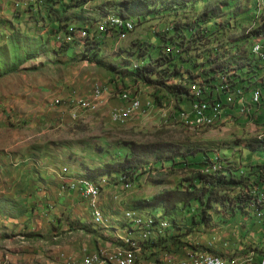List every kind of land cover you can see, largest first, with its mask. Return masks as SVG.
<instances>
[{
    "label": "rangeland",
    "instance_id": "obj_1",
    "mask_svg": "<svg viewBox=\"0 0 264 264\" xmlns=\"http://www.w3.org/2000/svg\"><path fill=\"white\" fill-rule=\"evenodd\" d=\"M171 1L53 0L48 3L47 0H44L45 6H42L41 12L45 14L48 10L46 6L51 5V8L55 10L63 4L68 5L66 12L62 13L65 20H63L64 17L61 20L62 29L59 31H62L58 33V36L65 40L71 38L68 44L72 47L67 53L58 50L56 56L49 47L42 49L39 56L41 57L40 63L35 61L34 64L30 62L25 64L24 58H29L33 53L26 54L29 51L37 50L41 43L39 38L41 29L38 26L41 24L39 19L41 13L37 12L38 0H0V13L3 11L4 14H8L0 18V29H5L7 37H10L12 32L17 37V41H20V35L16 30L19 26L13 27L11 23H18L15 21H19V13L26 11L31 13L20 18L21 21H19L22 22L19 30L29 31L24 35V39L19 44H6V51L4 47L0 48V156L1 154L2 157L8 155L7 168L10 174H13L14 169L26 167L24 161L26 163L34 161L36 154L46 157L43 160L45 169L60 168L61 170L65 168V173L70 171L69 176L81 178L92 175L107 163L123 160L130 146L136 147V151L139 153L135 163L144 167L145 172L137 177L129 190L124 189L120 179L119 181L117 179L110 180L109 186L106 184V179L102 181L103 184L100 183L101 190L106 187L105 193L102 192V194L106 197L107 205L104 207V211H101L98 206L96 208L101 211L104 220L110 217L115 223L105 220L102 225H93L94 230L90 224L88 225L87 233L92 234L94 239L87 247L94 248L103 243L106 244L98 247L96 253L98 251L111 253L115 249L116 246L112 245L113 240H110L103 232L115 235L113 239L118 243L116 237L118 231L122 232L123 225L127 226L130 222L129 217L137 214L130 209L136 203L150 201L157 194L178 191L184 185L191 184L199 173L192 169L195 157L201 156L197 152L222 147L230 151L226 156L240 165L242 162L246 164L248 159L254 160L258 164L264 160V153L248 155L245 151L241 152L238 145L244 146L254 139H264V120L259 118L256 121H251L250 118L242 123L239 120L240 117L229 119L221 114L211 125L207 122L206 124L197 123L198 125L194 126L189 121H181L177 117L180 112H177L178 110L188 112L190 109H188L187 101L176 102L169 95H156L152 88L140 84L132 85L130 81H125V86H127V90H125L122 81H118V78L122 77L118 69L109 71L106 67L111 64L116 67V64H120V57H124L122 52L131 49V45H134L135 42L150 41L154 33L166 32L174 21L179 23L190 21L205 11V8L207 11L215 10L217 14L221 12V21L228 19L230 15L237 20L235 24L240 26L233 27L232 25L233 30L226 32L225 39L228 36L229 38H239L243 34H249L254 28L253 20H244L248 17L244 13L250 5L251 8L253 7V4L250 3L252 0H188V3L182 7L176 6ZM125 2L134 4L132 5V15L148 16L155 12L159 15L148 19L145 23L142 22L131 34L118 37L119 41L117 40L116 44L115 41L111 44L110 38H107L105 45L101 48L104 67L81 61L79 53L84 45L81 48L77 47L78 40L83 42L79 35L81 33H85L86 36L87 34L92 35L105 18H118L117 14ZM175 8L182 9L175 14L171 11ZM257 8L256 6L257 12L255 13L259 14L262 10L261 8L257 10ZM248 13L251 11L248 10ZM258 16L257 22L260 21V18L264 20V12ZM14 19L16 20L14 21ZM231 23L233 24V20ZM42 38L45 40V37ZM0 42L3 45L1 36ZM152 43L155 44V40ZM248 49H250V44H248ZM22 55L26 56L22 58ZM112 80H116V84L112 83ZM95 86L101 90L96 93L94 90L90 99L70 100L85 96ZM119 95L120 97L121 95L125 96V99L129 100L139 99L148 106H142V113L129 115L128 122L118 123V120L113 119L118 116L116 108ZM155 96L159 98L160 103L156 102ZM54 101H58V104ZM54 107L56 109H53ZM23 108L35 113H23ZM193 111L194 109L191 107V113ZM261 116H264V112ZM5 124L12 127L9 128ZM21 137L25 138V144H13L16 140L21 141ZM27 139H31V141H27ZM38 141L40 144H37ZM61 147L66 148V153L59 155L57 151ZM44 149L50 151L49 160L47 159L48 153L39 152ZM165 158L172 159L175 162L174 165L161 164L160 162L166 160ZM204 172L207 173V171ZM11 175L8 178L0 176V198H2L0 199V264H64L62 262L69 260L70 256L66 255L67 257H65L63 253H58V250H61L60 248H63L65 243H68L67 241L58 238L57 240L43 241H40L39 238H26L19 230L18 220L22 217L24 210L23 203L27 187L11 183L12 181L9 180ZM237 193L239 190L227 194L219 193V195L228 197L235 196ZM210 211L212 212V209ZM144 213L146 212H143L142 215ZM154 213L157 216L160 215L159 211ZM195 213V211L182 210L175 215V218L185 227L188 226L192 216L195 215L197 220L196 214L198 213ZM211 216L212 221L218 225L214 226L215 229L226 228L229 221L220 224L216 214ZM253 219L255 222L263 221L261 217ZM93 220L95 219L93 218ZM250 227L248 225V237L251 234ZM76 231L75 228L69 244L75 250L73 252L75 255L83 247L80 246L82 243L80 238H77ZM204 231L206 230L203 229L200 233H204ZM183 234L186 237L179 239V244L169 247L168 251L191 252L189 246L197 247V244L200 246L204 243L201 235L202 240L197 236L194 241L191 238L194 232L191 235H187V232H182ZM119 236L122 235L119 234ZM235 237L238 238L237 233H235ZM223 240L218 237L219 243L222 244ZM234 240L233 237L229 241L230 244H223H226L230 253L238 252L232 249L238 244ZM54 251L59 254L57 257L52 256ZM198 252H200L198 255L206 254ZM194 255L197 254L190 256ZM227 260L238 261L237 259Z\"/></svg>",
    "mask_w": 264,
    "mask_h": 264
},
{
    "label": "trees",
    "instance_id": "obj_2",
    "mask_svg": "<svg viewBox=\"0 0 264 264\" xmlns=\"http://www.w3.org/2000/svg\"><path fill=\"white\" fill-rule=\"evenodd\" d=\"M52 1L47 0L48 3ZM187 1L172 0L171 2L182 7V5L188 3ZM43 3L38 8L45 6V2ZM132 5L134 4L125 2L123 8L117 14L118 18H105L97 28V36V31L92 35L87 34L86 36L85 33L79 35L80 40L83 39L84 43V47L79 53L81 61L104 67L105 64L101 59V48L105 45L107 38H115L119 41L118 37L131 34L142 22L145 23L148 19L159 15L156 12L148 16L132 15ZM67 6L63 4L58 9L56 8L57 10L52 9L51 5L46 6L48 8L47 17L56 27L55 30L51 29L54 42L57 50L62 53L69 52L72 47L68 44V40L58 36V33L62 31H59V29H62L61 20L63 17V20H65L62 13L66 12ZM60 9L61 11H59ZM181 9L175 8L171 11L176 14ZM244 14L248 16L244 20L250 21L252 17L250 18L248 10ZM228 17V19L221 21V12L217 14L215 10L207 11L205 8V11L193 17L190 21L183 23L174 21L166 32L154 33L150 41L135 42L134 45H131V49L122 52L124 57H120V64H116V67L111 66L112 64L106 65V67L109 71L118 69L119 74L124 77L118 78V81H122L125 90H127L125 81H130L132 85L140 84L152 88L156 95H169L176 102L187 101L188 105L195 101L196 93L192 91L193 86L200 87L204 95L202 100L198 99L197 101L205 102L208 105L214 102L222 103L228 93L238 90L246 100L237 98V106L245 109L246 103L250 102L252 104L251 97L253 94L258 92L260 98L264 99V58L252 54L254 42L263 41L264 43V20L258 23L257 27L253 28L249 34H243L239 38H229L228 36L225 39L226 32L233 30L232 25L233 27L240 26L235 24L237 20L233 16ZM258 17L255 13L254 19ZM232 20L233 24L231 23ZM131 23L133 27L126 28L123 33L113 35V32H109V27L114 24L131 25ZM154 40L155 44L152 43ZM248 44H250V49H248ZM30 58L31 56L29 58L25 57L24 61L26 62ZM112 83L116 84V80H112ZM131 96L133 97V95ZM155 99L157 103H160L157 96H155ZM191 107L188 106V109L190 108L188 112H185V110L177 111H180L177 114L179 120L184 114L185 118H192L195 115V113L191 114ZM241 109H239V120L245 123L251 118V115H249V112L240 115ZM245 110L249 111V108L246 107ZM222 115L229 117V114ZM261 119L264 120V116H261ZM204 120L200 119L199 121ZM189 123L196 125L194 121H189ZM238 145L240 151H245L248 155H254L258 152L264 153V139H254L248 144H244V146ZM136 149V147L130 146L123 160L107 163L93 172L92 175L83 176L82 178L93 181L90 183L96 185L106 179L108 186L110 180L117 179L119 181L120 179L123 187L129 184L131 188L137 177L145 172L144 167L135 163L137 162L136 156L139 155ZM227 152L230 151L222 147L197 152L201 156L199 158L195 157L196 160L192 164V169L199 173L191 184L184 185L178 191L162 192L150 201L136 203L134 207L130 208L135 213L142 215L143 212H146L144 213L145 216L150 215L155 219L160 218L159 221H164L168 225V228L162 231L161 234L155 231L154 234L158 235L143 244L146 250L152 249L154 257L161 253L184 257L183 255H174L167 249L177 246L179 239L186 237L185 234L182 235V232H187V235H190L199 226L210 227L213 222L212 214H216L217 219L222 223L232 220L237 215L250 218L261 217L264 222V160L261 164H258L256 161L248 159L246 164L242 162V165H240V163L237 164L231 160L232 158L226 156ZM160 163L173 166L175 162L168 158ZM204 171H207V173ZM236 190H239V193L235 196L219 195V193L227 194ZM182 210L186 212L195 211L198 213H195L198 216L197 220L194 215L188 222V226L183 227L175 218V215ZM155 211L160 212L159 217L154 213ZM124 226L126 225H123L121 230L126 235L131 233L132 222H129L126 228ZM112 243L115 246L119 245L114 240ZM204 251H207V254L211 253L209 250L203 249ZM146 253H149V251L147 250ZM191 253L198 254L200 252L194 251ZM211 255L226 259L248 256L235 254L227 256L215 253H211ZM258 256V262L262 261L264 252H260ZM248 257L256 262L254 255Z\"/></svg>",
    "mask_w": 264,
    "mask_h": 264
},
{
    "label": "crops",
    "instance_id": "obj_3",
    "mask_svg": "<svg viewBox=\"0 0 264 264\" xmlns=\"http://www.w3.org/2000/svg\"><path fill=\"white\" fill-rule=\"evenodd\" d=\"M43 2L44 0H38L37 6H41L42 4H44ZM41 8L42 7L37 8V12L41 13V16L39 19L41 20L42 25L41 24L38 25L41 29L40 37L38 36L40 38L41 43L37 50L29 51L26 54V55H29L33 53V55H31V58L27 60L25 64L28 62L34 64L35 61L37 63H40L39 59L41 57L39 56H40V51L42 49L49 47V49L54 52V56H56L57 51H58L57 46L54 42V35L51 32V29L55 30L56 27L49 21L47 17V13L45 14L43 12L44 13L43 14L41 12ZM35 12L36 10L34 9V13ZM21 13H19L20 16L18 15L19 21H21L20 18H23L25 15L31 14L28 11L21 12ZM7 15H8L7 13L4 14L3 11H1L0 18L7 16ZM15 20L16 19H14V21ZM19 21H15L18 23H11V24L13 27L19 26V28L18 29L16 28V30L18 31L21 40L17 41L18 40L17 37H15L12 32L10 34V37L5 36V29L1 28L0 36L3 42V45L0 42L1 49L2 47H4L6 51V44H11V45L19 44L24 39V35L29 32V31H24V30L23 32L22 30H19L21 29V26H22L21 25L22 22H19ZM42 37H45V40ZM113 41H115V44H116L117 39L110 38L111 44ZM77 42L79 44L77 47L81 48L83 46L82 44L83 42L81 43L79 40ZM26 55H22L21 57L23 58ZM2 57H5V56H2ZM94 90L95 88L93 87L91 88V91H89L88 94H86L85 96L81 98H73L70 100H78V101L83 100L84 101V100L90 99L91 96L93 95ZM119 97L120 95L117 97V99H119ZM54 102L58 104L57 103L58 101H54ZM67 106L69 107L68 104ZM23 109H24V111H22L23 113H28V114L30 112L35 113L34 111H28L26 108H23ZM53 109H56V108L54 107ZM6 126H8L9 128L12 127L11 125H8V124ZM25 141H26L25 138L21 137V141L16 140L13 144L21 145V144H25ZM27 141H31V139H27ZM37 144H40V141H38ZM39 152L48 153L47 159L49 160L51 155L48 149H44ZM57 152L59 155L66 153V148L65 147L58 148ZM4 153L7 154L8 152H4ZM7 156L8 155H4V157H2V154L0 156V176L4 178H8L11 175L7 168L8 162H9V158H7ZM45 158L46 157H44L43 155L36 154V158L31 163L30 162L26 163L24 161V163L27 165L26 167L17 168L12 171L13 174L11 175L9 179L12 181L11 183H14L15 185H19L20 187H23V186L27 187V194L24 197V203H23L24 210L22 213V217L18 220L19 221L18 223H20L18 224L19 225L18 227H19V230L24 235V237L26 238H39L40 241L47 240V239L57 240L58 238L59 240L63 239V241H67L68 243H65L64 247L60 248L61 250H58V253L60 252L63 253L65 257L70 256L69 259L73 260L74 258H76V255L73 254L75 250L71 248V245H69L73 237V230L75 228L77 230L76 231L78 234L77 238H80L79 240H81V243H82V244L80 243L81 244L80 246L88 248L87 247L88 244H90L91 241L94 239L93 238L94 236H92V234L87 233L88 225L90 224V226L94 230L95 229L94 226H98V224H100L99 222L93 220V217L91 218V211L93 209L92 215L94 214V212L104 211V207L107 205V202H106V197L102 194V192L105 193L104 189H106V187L102 188L101 193L99 194L100 196H98L94 207L92 206V209H91L92 202L89 201L87 198L86 200H81L80 192L78 188H69L68 183L73 186H79L80 188H84L83 186L79 184L80 181H83V180L89 181V182H93V181L86 180L82 177L73 178L69 176V172H70L69 170L67 173H65V168L61 170L60 168L45 169V167H43V160ZM97 202H98V205H97ZM96 206H98V208L101 211L98 209H95ZM140 215H141L140 213H137L135 216L129 217V219L132 218V220H130L132 221V227H134L133 220L136 219L135 217L140 216ZM243 217L244 216H241V215L235 216L232 220H230L226 224V228L222 230L215 229L214 226L216 225L217 227L218 225L217 223H214V222H212L211 226L207 228H204L202 226L197 227L195 230H193L194 235H192L191 238H193V240L195 241L197 236H199V238L201 239L200 237L201 235L203 236L202 237L203 240L202 239L201 240L204 241V243L202 242L203 244H201L200 246L199 244H197L198 245L197 247H194L193 245L189 246V249L192 250L191 252H194V251L203 252V249H204V250H209L211 251V253H215L217 255H227V256L228 255L231 256L234 254L244 256V255H247L249 252H251L255 256L254 260L258 262V257H259L258 255L260 254V252L261 253L264 252V222L263 221L255 222V219L253 218H250V217L243 218ZM105 220L110 221L111 219L110 217H107V219L105 218ZM103 223H101V225ZM112 223L114 224L115 222L112 221ZM219 223L221 224L220 221ZM248 225L251 226L250 227L251 234L249 235V237L247 234ZM203 229L206 231H204V233H200V231ZM119 232L120 231H118V235L116 236L118 238L128 239L126 236H129V239L132 238L136 241L139 240L138 230H132L131 231L132 234L129 233L127 235H125V232H123V230L122 232L120 233ZM103 233H105L109 239L114 240L113 237L115 238V235L113 236L108 232H103ZM235 233L238 234V238L235 237ZM119 234H121L122 236H119ZM202 234H206V235H202ZM154 237L155 236L152 235L151 239H154ZM218 237H220V239L221 238L224 239L222 241V244L219 243ZM233 237L235 238L236 242H238V244H236L232 249H234L235 251L237 250L238 252L230 253L231 251L227 249L226 244L227 243L230 244L229 241L232 240ZM224 243L226 244L223 245ZM105 245L106 244L103 243L98 247H102ZM98 247H94V248H98ZM142 249L143 251L145 250V247H143V245H142ZM147 250L149 251V253L148 254L145 253V256H146L145 259L147 260L150 259L151 261L152 259L155 258L154 263L156 262V264H164V263L169 264L171 261L184 260V257H176V256L169 255L167 253H161L157 256L155 255L154 257L152 255L153 254L152 249H147ZM147 250H145V252ZM56 252L57 251H54L52 253V256L57 257L59 254H57ZM70 252L72 253L70 254ZM191 252L186 253L185 255L186 260L193 258L194 256L203 257V255H211V253L207 254V251L206 252L204 251L206 254H203V255L197 254L194 256H190V255L195 254ZM248 256L238 257L234 259L241 261L242 259L247 258ZM224 260H227V259L225 258ZM256 262L254 263L256 264Z\"/></svg>",
    "mask_w": 264,
    "mask_h": 264
},
{
    "label": "built area",
    "instance_id": "obj_4",
    "mask_svg": "<svg viewBox=\"0 0 264 264\" xmlns=\"http://www.w3.org/2000/svg\"><path fill=\"white\" fill-rule=\"evenodd\" d=\"M133 25H112L109 27V32H113L114 34H120L125 31L126 28H132ZM124 29V30H122ZM66 40H70L69 38ZM256 53L264 58V49L261 50H255ZM101 88L95 86V93L100 91ZM216 92V91H215ZM218 93V92H217ZM204 98L203 93L201 92V88L197 87V93L195 95V101L190 104L189 106H195V115L192 118H185V114L180 119L181 121H194L198 122L200 119H207L208 124L217 120L218 117L221 114H229L230 118H239V108L237 106V98H244L242 93L238 90L235 92H230L225 96V100L220 102H214L210 105H208L205 102L197 101L202 100ZM246 100V99H245ZM118 107V116H116L113 120H118V123H126L128 122V116L132 115L133 113H142V106H148V104H143L139 99L137 100H129L125 99V96H122L117 99ZM74 107L75 105H71ZM246 107L249 108V115H251V121H256L259 118H261V114L264 112V99L258 98V92H257V104H250L246 103ZM129 185V184H128ZM69 188H78L80 192L81 200H86V196L88 193H94L96 190L94 188H80L79 186H73L68 183ZM98 248H80L76 254V258L73 260H65L64 264H92L95 261V252ZM174 253V255H183L184 261H190L185 260V253ZM247 255H253L251 252H249ZM155 259V258H154ZM154 259H152L150 262H154ZM223 259L225 258H214L210 255H203V260H197L193 261V264H219ZM138 260V259H136ZM263 260V258H262ZM125 261H131V260H125L121 258H112V255L108 257L106 260L107 264H125ZM264 262V260H263Z\"/></svg>",
    "mask_w": 264,
    "mask_h": 264
},
{
    "label": "bare ground",
    "instance_id": "obj_5",
    "mask_svg": "<svg viewBox=\"0 0 264 264\" xmlns=\"http://www.w3.org/2000/svg\"><path fill=\"white\" fill-rule=\"evenodd\" d=\"M252 1L258 8H261V10H264V0H252ZM258 8H257V10H258ZM257 15H259V14H257ZM254 16H255V14H254ZM128 25H130V24H128ZM261 49H264L263 41L254 42V44L252 45V54L255 56L261 57L255 51V50H261ZM192 91L197 93V88L195 86H193ZM251 98H252V104H257V93L253 94ZM258 98H260L259 94H258ZM244 107L246 109V106H244ZM192 108L194 109V111L191 114L195 113V106H192ZM245 109L240 110V115L241 114L243 115L245 113L247 114L249 112L248 110H245ZM207 122H208V120L205 119L204 121H199L197 123L198 124L199 123L206 124ZM213 122H211V123H213ZM211 123H210V125H211ZM100 183H102V181ZM100 183H98L96 185L95 183H90L87 181H80L79 182V184L81 186H83L84 188H94L96 190L94 193H88L86 196V198L92 202L93 207H94L96 200L100 194V190H101ZM124 189L129 190L130 186L125 185ZM95 209H97V208H95ZM92 217L97 222H99L100 224L105 221L103 219L101 212H99V211L94 212ZM135 218L136 219L133 220L134 227H131L132 229H130V232L132 230H138L139 240L136 241L132 238L129 239V236H126L128 239H121V238L117 237V239H118L117 241H118L119 245L116 246L115 249L111 253H109L107 251H98L97 253L95 252V261L92 264H107L106 260L108 259V257L110 255H112V258H121V259H125V260H131V261H125V264H156V262L155 263L150 262V259L149 260L145 259V257H146L145 256V253H146L145 250L146 249L143 251L142 245L145 244L146 242H148L152 238V235L156 236V234H154L155 231L156 232L158 231V234H161L162 231H164L168 228V225L164 221H159L158 219H155V218L150 217V216L140 215V216H137ZM130 219L132 220V218H130ZM130 222H132V221H130ZM211 257H214V256H211ZM214 258H218V257H214ZM136 259H138V260H136ZM187 260H190V261H184V260L179 261L178 260L179 262L178 261H171L169 264H193V261L203 260V257H199V256L195 257L194 256L193 258H190ZM164 264H166V263H164ZM219 264H255V263H254V261H252L251 258L248 257L247 259H245L244 261H241V262L229 261V260L223 259ZM256 264H264V262L262 260L260 262H257Z\"/></svg>",
    "mask_w": 264,
    "mask_h": 264
},
{
    "label": "clouds",
    "instance_id": "obj_6",
    "mask_svg": "<svg viewBox=\"0 0 264 264\" xmlns=\"http://www.w3.org/2000/svg\"><path fill=\"white\" fill-rule=\"evenodd\" d=\"M250 3H252L253 4V7L251 8V5H250V7H249V9L248 10H250L251 11V13H249L250 15V18H251V20H253V23H254V28H256L257 27V24L258 23H260L261 21H263V19H261L260 18V21L259 22H257L256 21V19H254V14H255V12H256V6H255V4L253 3V1H251ZM264 12V10H262L260 13H259V15L261 14V13H263ZM259 18V17H258ZM250 20V21H251ZM257 22V23H256ZM252 25V24H251Z\"/></svg>",
    "mask_w": 264,
    "mask_h": 264
}]
</instances>
